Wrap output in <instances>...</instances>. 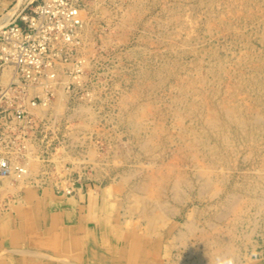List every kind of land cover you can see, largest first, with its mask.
Here are the masks:
<instances>
[{
  "label": "rangeland",
  "instance_id": "rangeland-1",
  "mask_svg": "<svg viewBox=\"0 0 264 264\" xmlns=\"http://www.w3.org/2000/svg\"><path fill=\"white\" fill-rule=\"evenodd\" d=\"M37 2L0 0V25ZM81 14V72L0 123V214L49 189L100 217L108 264H260L264 0H85Z\"/></svg>",
  "mask_w": 264,
  "mask_h": 264
},
{
  "label": "built area",
  "instance_id": "built-area-1",
  "mask_svg": "<svg viewBox=\"0 0 264 264\" xmlns=\"http://www.w3.org/2000/svg\"><path fill=\"white\" fill-rule=\"evenodd\" d=\"M84 1L38 0L0 25V123L5 127L25 121L28 107L55 98L61 77L81 72L77 44ZM10 170L9 159L1 157L0 176Z\"/></svg>",
  "mask_w": 264,
  "mask_h": 264
},
{
  "label": "crops",
  "instance_id": "crops-1",
  "mask_svg": "<svg viewBox=\"0 0 264 264\" xmlns=\"http://www.w3.org/2000/svg\"><path fill=\"white\" fill-rule=\"evenodd\" d=\"M25 200L0 214V264H108L100 217L89 221L75 199L59 200L49 189Z\"/></svg>",
  "mask_w": 264,
  "mask_h": 264
},
{
  "label": "bare ground",
  "instance_id": "bare-ground-1",
  "mask_svg": "<svg viewBox=\"0 0 264 264\" xmlns=\"http://www.w3.org/2000/svg\"><path fill=\"white\" fill-rule=\"evenodd\" d=\"M18 2V1H17ZM16 6V5H15ZM15 6L12 8V10L15 8Z\"/></svg>",
  "mask_w": 264,
  "mask_h": 264
}]
</instances>
